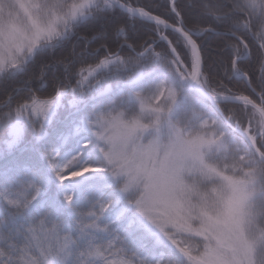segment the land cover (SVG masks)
I'll list each match as a JSON object with an SVG mask.
<instances>
[{"label": "snow or ice", "instance_id": "snow-or-ice-1", "mask_svg": "<svg viewBox=\"0 0 264 264\" xmlns=\"http://www.w3.org/2000/svg\"><path fill=\"white\" fill-rule=\"evenodd\" d=\"M22 143L0 264H264L226 238L264 203V0H0Z\"/></svg>", "mask_w": 264, "mask_h": 264}, {"label": "rangeland", "instance_id": "rangeland-1", "mask_svg": "<svg viewBox=\"0 0 264 264\" xmlns=\"http://www.w3.org/2000/svg\"><path fill=\"white\" fill-rule=\"evenodd\" d=\"M32 149H33V146L31 147L30 144L22 143L19 146L14 147L11 151L5 148V151H6V154H10L11 152H14V151H19L21 154H26L29 157L26 159L25 164H30L33 162V157L35 156V153L33 152ZM16 169L17 167L9 166L6 170L1 171L0 173L14 175ZM217 183L219 184L220 182L217 181ZM243 228H244V233L243 235L239 237L231 235L230 233L227 234L226 236L228 244L231 247L238 249L240 251L241 256L245 255V252H246V250L243 248V242H244L245 237L248 240H253L256 237L260 236L262 233H264V231L257 226L254 205L250 209V214L247 217V220L244 223ZM262 255H264V253H262Z\"/></svg>", "mask_w": 264, "mask_h": 264}, {"label": "trees", "instance_id": "trees-1", "mask_svg": "<svg viewBox=\"0 0 264 264\" xmlns=\"http://www.w3.org/2000/svg\"><path fill=\"white\" fill-rule=\"evenodd\" d=\"M32 147V145L30 144ZM29 156L26 154H21L19 151L11 152L6 154L5 149L0 151V172L6 170L9 166L17 167L24 165L26 159ZM254 210L256 216L257 226L264 231V203L256 202L254 203ZM7 211L5 210V214Z\"/></svg>", "mask_w": 264, "mask_h": 264}]
</instances>
